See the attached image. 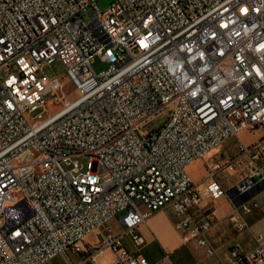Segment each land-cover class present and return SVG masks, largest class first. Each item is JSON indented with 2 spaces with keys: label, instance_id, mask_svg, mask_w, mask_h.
Wrapping results in <instances>:
<instances>
[{
  "label": "built area",
  "instance_id": "obj_1",
  "mask_svg": "<svg viewBox=\"0 0 264 264\" xmlns=\"http://www.w3.org/2000/svg\"><path fill=\"white\" fill-rule=\"evenodd\" d=\"M98 1L0 0V264H48L69 249L93 264L109 253V264H151L138 230L166 207L182 242L216 264H264L263 234L223 259L209 235V202L264 185V0H114L105 11ZM96 57L108 68L98 73ZM56 60L66 81L43 70ZM258 128L238 144L235 163L249 169L230 191L215 162L193 182L190 165ZM258 208L240 204L239 232ZM117 216L121 234L108 227ZM92 232L98 243L82 249Z\"/></svg>",
  "mask_w": 264,
  "mask_h": 264
},
{
  "label": "crops",
  "instance_id": "obj_2",
  "mask_svg": "<svg viewBox=\"0 0 264 264\" xmlns=\"http://www.w3.org/2000/svg\"><path fill=\"white\" fill-rule=\"evenodd\" d=\"M240 134L238 138L227 141L210 154L212 158L216 157L217 159V161L214 160L213 162L219 163L221 166L226 165L225 169L219 171L218 179L223 185L226 182L230 183L228 191L241 181L249 169L248 165H245L243 168L235 163L239 142L241 141L245 144L253 142L252 140L242 139ZM198 162L203 163V161ZM230 170L232 172H228L229 174H227L226 171ZM246 197L248 198L240 201V203L231 201L227 196L218 201L209 202L214 218V226L209 235L217 248L219 258H225L235 243H239L245 250L254 249L257 245L255 236L257 234L264 235V185H257L251 193L242 198ZM251 199H255L259 203V208L255 209L251 214L243 216L249 224V229L239 232L233 224L232 217L239 211L240 204ZM176 221L177 217L173 209L166 207L158 211L146 223L142 224L138 231L144 237L145 244L139 251V254L146 257L151 264L160 262L169 264H216L217 257L208 256L204 249L199 248L193 243L184 244L182 242L180 233L175 226ZM108 227L115 234H121L124 231V227L120 222V216L111 220L108 223ZM87 243L93 245L98 243L97 232L90 233L83 242L84 246L81 248L83 249ZM123 243L129 251L137 252L129 236H124ZM90 258V255L82 250L69 249L66 253L57 256L48 264H93ZM112 259L113 255L109 253L101 260V264H109Z\"/></svg>",
  "mask_w": 264,
  "mask_h": 264
},
{
  "label": "rangeland",
  "instance_id": "obj_3",
  "mask_svg": "<svg viewBox=\"0 0 264 264\" xmlns=\"http://www.w3.org/2000/svg\"><path fill=\"white\" fill-rule=\"evenodd\" d=\"M114 0H99L98 1V6L100 7V9L102 11H105L106 9H108L111 5V3L113 2ZM90 11L91 10H88L87 12L83 13V17L87 20L91 19V15H90ZM108 64L106 62H103L101 61V59L99 57H96L95 60H94V67H95V70L99 73L105 69L108 68ZM43 70L44 72L51 78H55V77H58V78H61L63 81H66V73H67V68L65 66V64L60 61V60H56L55 62H53L52 64L50 65H45L43 67ZM67 90L70 91L73 86L69 83H67ZM70 99H75L76 98V95L75 93H72L69 97ZM53 97L49 96L46 98V102L49 103L51 101H53ZM49 109L51 110H58L59 107L56 106V105H50V107H48ZM44 110L43 109H40L38 110L34 116H38L40 115ZM166 121V116L165 115H161L159 117H157L156 119H154L153 121L149 122L144 130H147V131H152V130H155V129H158L159 127H161ZM255 131V132H254ZM245 130V131H242L241 134H240V137L244 140H252V141H255L257 140L261 133H262V128H258L256 130ZM217 161L216 157H211L210 155L203 161V163H200V162H196L194 163L193 165H190L188 167V172L191 176V179L193 180L194 183H200L201 181H203L205 179V176H206V171H205V166L206 164H210L212 163L213 161ZM78 161L83 165L84 169L86 170L87 167H88V157L86 156H82V157H79L78 158ZM205 165V166H204ZM226 168V165L223 166L222 165V169H225ZM227 174H229L230 172H232V170L230 171H226ZM229 172V173H228ZM230 186V183L226 182L224 183V188L227 190L228 187ZM256 192V191H255ZM254 192V193H255ZM227 197L228 199H230L231 201L233 202H238L240 203V201L242 200H245L247 199L248 197L246 198H242V199H237L235 200L234 198H232L229 194H227Z\"/></svg>",
  "mask_w": 264,
  "mask_h": 264
},
{
  "label": "bare ground",
  "instance_id": "obj_4",
  "mask_svg": "<svg viewBox=\"0 0 264 264\" xmlns=\"http://www.w3.org/2000/svg\"><path fill=\"white\" fill-rule=\"evenodd\" d=\"M102 35H112V28H102Z\"/></svg>",
  "mask_w": 264,
  "mask_h": 264
}]
</instances>
